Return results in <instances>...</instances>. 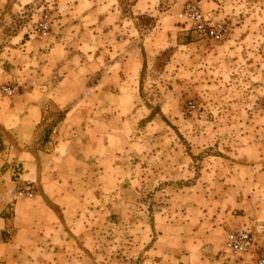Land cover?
<instances>
[{"label": "rangeland", "instance_id": "374dc122", "mask_svg": "<svg viewBox=\"0 0 264 264\" xmlns=\"http://www.w3.org/2000/svg\"><path fill=\"white\" fill-rule=\"evenodd\" d=\"M190 4L223 26L221 40L182 23ZM44 16L66 60L43 84L67 77L81 127L62 136L73 149L61 147L36 176L18 181L20 166H6L0 181L14 182L16 199L32 185L56 207L61 234L13 236L8 208L0 264H185V251L195 264L193 233L229 174L238 186L249 177L264 205V0H33L4 23L35 32ZM67 108L45 103L28 150L51 148ZM252 217L264 222V209Z\"/></svg>", "mask_w": 264, "mask_h": 264}, {"label": "crops", "instance_id": "0c3cea01", "mask_svg": "<svg viewBox=\"0 0 264 264\" xmlns=\"http://www.w3.org/2000/svg\"><path fill=\"white\" fill-rule=\"evenodd\" d=\"M3 1L5 0H0V87L17 81L22 82L23 77L27 78V81L23 82L31 86L36 85V89L18 91L11 98H0V133L8 134L13 140L11 142L7 137L0 136V180H3L11 170L6 166L10 162H15L14 167L20 166L23 170L21 174H17L19 177L17 180L20 181L25 176L31 177L32 174L36 176L39 168L49 169L54 154L61 147L68 149L70 146V149H73V140L62 136L65 132L68 134V130L81 127L80 120L77 119L79 112L77 102L67 108L69 102L77 99L79 93L75 88L62 87L67 79L66 76L61 78L58 87L54 89H47L43 84L53 71L56 75L62 74L58 67L62 66L64 59L66 60L62 43L53 31L41 36L33 30L14 27V31L9 32V26L4 23L7 18L33 0H16L12 8L7 11L2 5ZM48 100H52L58 109L64 107L67 109L62 121L53 128L49 136L50 141L54 138L51 143H47L49 146L52 145L51 148L33 152L28 150V147L34 144V133L43 121V107ZM65 153L66 159L78 158L75 151L66 150ZM5 157L8 159L6 160ZM26 170L29 174H25ZM51 170L53 167L49 171ZM232 176L229 174L222 182V184H230L223 191L225 197L212 198L208 206L204 207L206 209L204 218L198 221L197 228H201L202 232L197 230L193 233V239L197 245L200 239L203 244L200 249L197 245H193L196 251L200 250L196 252V258L197 256L199 258L195 264H231L225 256L219 254L224 246V233L240 229L253 219L252 216L260 218L263 214L264 205L255 199L256 192L247 187L250 182L249 177H244L243 183L238 186L233 183ZM13 185L14 182L7 184L0 181V214L10 208V220L6 221H10L12 235L39 236L47 232L61 234L60 222L44 200L36 196L31 199H16L11 194ZM4 226L5 220L0 217V234L4 231ZM1 251L2 249L0 253ZM191 259L192 252L185 251L183 262L189 264Z\"/></svg>", "mask_w": 264, "mask_h": 264}, {"label": "built area", "instance_id": "2783aa9c", "mask_svg": "<svg viewBox=\"0 0 264 264\" xmlns=\"http://www.w3.org/2000/svg\"><path fill=\"white\" fill-rule=\"evenodd\" d=\"M182 23H187L190 29L204 33L209 38L219 41L223 36V26L220 24L207 25L196 5H187L182 14L178 16ZM50 26L44 16L35 26V33L45 36ZM23 83L15 82L13 85L0 87V98H11L18 91L23 90ZM34 187L26 184L17 193L18 198L31 199ZM225 257L231 264H264V222L249 221L240 229L225 234Z\"/></svg>", "mask_w": 264, "mask_h": 264}, {"label": "trees", "instance_id": "16d2710c", "mask_svg": "<svg viewBox=\"0 0 264 264\" xmlns=\"http://www.w3.org/2000/svg\"><path fill=\"white\" fill-rule=\"evenodd\" d=\"M62 119H63V115H62V117L60 119V122L62 121ZM47 206L52 210V212H54L55 215H58L59 216V214L56 211V207L55 206H53L51 204H49V205L47 204Z\"/></svg>", "mask_w": 264, "mask_h": 264}]
</instances>
